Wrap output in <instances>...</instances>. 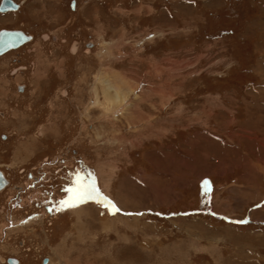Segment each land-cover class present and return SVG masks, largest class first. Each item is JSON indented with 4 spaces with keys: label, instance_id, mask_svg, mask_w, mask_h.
<instances>
[{
    "label": "rangeland",
    "instance_id": "obj_1",
    "mask_svg": "<svg viewBox=\"0 0 264 264\" xmlns=\"http://www.w3.org/2000/svg\"><path fill=\"white\" fill-rule=\"evenodd\" d=\"M16 1L36 39L0 63V264H264V0ZM105 70L132 125L89 106ZM45 212L46 236L2 230Z\"/></svg>",
    "mask_w": 264,
    "mask_h": 264
},
{
    "label": "flooded vegetation",
    "instance_id": "obj_2",
    "mask_svg": "<svg viewBox=\"0 0 264 264\" xmlns=\"http://www.w3.org/2000/svg\"><path fill=\"white\" fill-rule=\"evenodd\" d=\"M9 1L19 3L21 5L20 6L21 8H19L18 11H10V10H8L6 12H2L1 10L4 9V8L5 9H10L11 8V3H9ZM23 6H22V3L21 2L16 1V0H0V35L2 33H4V32L17 33V34H22L23 37L26 39V41L21 46H19L17 48H12V49L8 50L7 52H5L4 54L0 55V63H1V61H5V60H7V59H9L11 57V61L14 64H18L19 58H20L19 57V52L22 51L23 49H25L26 47H29L32 44H34L33 41H35L36 38H35V35L31 34L30 31L28 32V30L25 29V28L22 29V28L9 27L11 25H14L15 23L18 24L21 16L25 15V16L29 17V14L32 11H30V12L28 11V13H25L24 10H23L24 9ZM76 8H79L78 7V4H77V1H76ZM48 15L54 21L59 20V15L58 14H52V12H50V13H48ZM44 37H45L44 39L48 43V35H45ZM35 44H36V42H35ZM38 45L41 46V44H38ZM46 49H47V45H46ZM39 54H40V50L37 51L36 56L38 57ZM75 57L78 58V54H76ZM68 66H69L68 63L65 62L64 60H62L60 63H55V65H53V67H52L53 77H54V72H55L54 70H56L57 72H59V74L61 73L63 76H66V73L68 74V72H67L68 69H69ZM1 68L3 69L4 68V65L1 64L0 65V70H1ZM39 69L41 70L42 67L39 68ZM47 70H48V68H47ZM15 71L17 72L16 69H15ZM42 78H46V76L44 77V76H42V74H38L37 75L36 80H35V83H34V94H38L44 88V87L41 86V84H44L41 81ZM4 84H5V86L8 85V83L7 84L6 83H3V85ZM3 85L0 87V93H1V96L7 97V88H5V86H3ZM39 131H40L39 133H40L41 136H45L47 134V132H48L47 129L44 128V127L41 128ZM35 139L36 140L34 141V143L42 142L43 140H45V139H42V141H41V139H39V138H35ZM29 145L30 144H28V147H29ZM22 154H23V151L20 148H18L16 150V157H21V156H23ZM0 172L4 175L3 176V175L0 174V185H1L0 186V195H1L2 193L5 192V190L8 189V188H6L7 185H8V181H7V178H6V175L4 174V172H2V171H0ZM6 181H7V183H6ZM3 183H4V186H2ZM60 209H61V207H60ZM68 209L64 208L61 212L64 213V211H65L66 214H68V213H71L72 214V212H70ZM56 211H58V210H56ZM52 213H54V210L52 211ZM61 215L59 217H61ZM39 217H40V220H34L33 222H31L32 224H30V225H27L26 224V226H24V227H23V224L22 223L20 224V221H16L15 220L12 229H9L8 228L9 224H7V225H4L3 226L2 230L6 231V232H16V231H20V230L21 231H24L25 228L27 229V228L32 227L34 225H41V227H42L41 233L46 236V234H47L46 231L47 230H46V224H45L46 221L45 220H46V218H49V216L45 212L43 214V216L42 215H39ZM52 225L53 224H50V226H52ZM30 234L33 237H35V236L36 237L37 236H41L40 234L37 235V233H36L35 230H30ZM48 264H50V259H49V263Z\"/></svg>",
    "mask_w": 264,
    "mask_h": 264
},
{
    "label": "bare ground",
    "instance_id": "obj_3",
    "mask_svg": "<svg viewBox=\"0 0 264 264\" xmlns=\"http://www.w3.org/2000/svg\"><path fill=\"white\" fill-rule=\"evenodd\" d=\"M96 86L97 89L93 92V102L92 104L90 103L91 105L89 106L100 107L101 115L98 117L99 120L112 123L116 126L117 123L115 122L122 120V118L119 117H123L125 122L127 121L129 122V125H132V122L135 119L134 112L136 113L137 110L133 112L128 108L129 96L134 92V89L131 86H127L126 78L114 72L111 73L105 70L101 76L97 77ZM137 99L138 103L143 101L139 96H137ZM136 107L138 109L139 106L136 105Z\"/></svg>",
    "mask_w": 264,
    "mask_h": 264
},
{
    "label": "snow or ice",
    "instance_id": "obj_4",
    "mask_svg": "<svg viewBox=\"0 0 264 264\" xmlns=\"http://www.w3.org/2000/svg\"><path fill=\"white\" fill-rule=\"evenodd\" d=\"M66 191L73 193V195L69 198V200L62 201V204H64L68 208H74L82 203H87L89 200L96 199V196L99 195V193L97 192V190L93 185L79 186L75 189H66ZM94 193L95 195H93ZM242 222L243 221H240V223Z\"/></svg>",
    "mask_w": 264,
    "mask_h": 264
},
{
    "label": "water",
    "instance_id": "obj_5",
    "mask_svg": "<svg viewBox=\"0 0 264 264\" xmlns=\"http://www.w3.org/2000/svg\"><path fill=\"white\" fill-rule=\"evenodd\" d=\"M9 3L13 5L11 1H9ZM8 10L10 9L4 8L1 11L6 12ZM25 41L26 39L23 37L22 34L8 33V32L2 33L0 35V55L4 54L5 52H7L8 50L12 48H17L21 46ZM2 186H4V183L2 184Z\"/></svg>",
    "mask_w": 264,
    "mask_h": 264
}]
</instances>
